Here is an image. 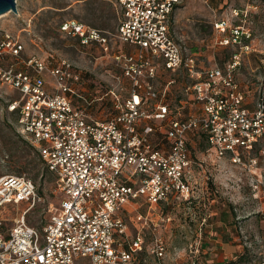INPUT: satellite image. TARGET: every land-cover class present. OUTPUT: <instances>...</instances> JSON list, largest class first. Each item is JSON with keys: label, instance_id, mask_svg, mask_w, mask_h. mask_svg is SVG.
<instances>
[{"label": "built area", "instance_id": "obj_1", "mask_svg": "<svg viewBox=\"0 0 264 264\" xmlns=\"http://www.w3.org/2000/svg\"><path fill=\"white\" fill-rule=\"evenodd\" d=\"M179 1L115 0L116 37L124 47L113 58L127 76L129 88L125 96L119 88L123 82L104 92L110 94L113 108L104 119L87 112L91 100L80 92L81 72L70 60L59 57L50 63L36 53L23 57L21 40L7 30L1 32L0 82L18 92L7 101V109L16 114L18 131L33 142L55 175L60 196L41 228L26 223L23 214L3 228L0 216V264H78L82 260L149 264L147 254L163 257L167 242L156 233L146 242L143 229L170 219L162 214L153 220L152 207L195 197L189 134H199L206 151L217 157L227 156L234 164L256 163L252 152L264 136V80L250 104L247 89L236 77L241 50L233 51L222 64L200 67L197 54L169 30L171 12ZM214 25L219 32L229 26L224 18ZM58 29L76 36L82 45L107 48L103 29L75 17L61 20ZM249 35L247 27L235 24L216 39L227 44ZM7 57L14 60L6 61ZM160 66L185 73L184 93L199 103V111L181 114V104L172 105L166 96L174 77L158 88L155 78ZM46 71L51 82L45 78ZM73 95L85 104L75 103ZM156 130L162 133L159 140L151 138ZM39 198L31 178L0 175V208L18 202L33 204ZM141 203L148 208L138 209ZM130 223L135 225L133 232L126 231ZM188 246L198 251L200 237ZM257 264H264V257Z\"/></svg>", "mask_w": 264, "mask_h": 264}, {"label": "rangeland", "instance_id": "obj_2", "mask_svg": "<svg viewBox=\"0 0 264 264\" xmlns=\"http://www.w3.org/2000/svg\"><path fill=\"white\" fill-rule=\"evenodd\" d=\"M15 4V11L9 9L0 14V34L7 30L20 39L23 57L36 53L50 63L59 57L70 60L81 72L77 84L83 88L82 92L91 96L102 94L98 99L106 108L102 115L110 113V94L104 92L123 82L119 88L125 96L129 88L127 76L113 58V53L124 47L116 37L119 10L115 0H16ZM67 17L103 29L108 38L107 48L94 43L82 45L76 36L60 31L58 24ZM221 18L229 24L224 32L214 25ZM235 24L247 27L250 35L242 36L239 42L219 44L216 38L229 33L230 26ZM169 30L184 39L202 66L214 61L222 64L233 51L241 50L236 76L256 96L264 80V0H180L171 12ZM245 43L247 47L241 48ZM44 75L47 81H52L47 71ZM162 85L163 81L158 88ZM173 92L179 96L177 87ZM17 95L16 89L0 82V175L15 173L31 178L40 198L33 204L18 202L1 207V222L3 228H8L23 214L26 223L41 228L60 195L55 189V175L45 169L37 147L18 131L16 114L7 109V101ZM188 141L193 171L197 170L196 161L201 164V160L204 171L194 184L195 197L190 201L177 204L163 201L155 207L163 208L170 219L144 230L146 242L155 233L167 242L163 257L149 253V264H257L264 257V136L253 149L256 163L251 165L233 164L227 156L217 157L206 151L201 136L189 134ZM126 207L131 210L129 204ZM147 208L146 203L138 206L140 210ZM223 213L226 221L222 226ZM126 231H134L131 223ZM196 236L200 237V247L193 252L188 243ZM216 236L237 244L218 263L206 260L223 249L208 242ZM78 264L88 263L82 260Z\"/></svg>", "mask_w": 264, "mask_h": 264}, {"label": "crops", "instance_id": "obj_3", "mask_svg": "<svg viewBox=\"0 0 264 264\" xmlns=\"http://www.w3.org/2000/svg\"><path fill=\"white\" fill-rule=\"evenodd\" d=\"M125 47L129 48V46H125ZM213 64H217V63L214 61L210 65H213ZM199 65H201V64L199 63ZM201 67H202V65H201ZM172 76L174 77V81H172L169 84V86H168L169 90H168L167 96H166L167 99L172 103L173 106L175 104H181V108L179 109V112L181 114H185V113L191 112V111H195V112L199 111L200 110L199 103L197 101H195L190 94H185L184 93V89L183 88H184V85H185V83L187 81V77H186L185 73L182 70H176L175 72H172V71H170L168 69H165L162 66H160L157 69L156 78H155L157 85H159V83L161 81H163V85H162V87H163L165 85L166 81H168V79L170 77H172ZM240 84L245 89H247V91H248V100H249L250 104H253V101H254V98H255V94H253V92H250V89L248 88L247 84H242L241 82H240ZM162 87H160V88H162ZM175 87H177L179 89V96H177V94H175L173 92ZM100 95L95 94V95L91 96V94L88 93L87 97L90 100H92V101H91V104L86 106V108H87L86 110H87V112H89L90 114L95 116L96 118L104 119V118L107 117L108 114L105 113L104 115H102V112L100 110L96 111V108H97V106L100 103L98 101V99H99L98 97ZM73 101L77 102V99L75 98L74 95H73ZM84 104H85V102L82 101V105H84ZM155 121L158 122L160 120L156 119ZM144 123H145V120H143V122L141 123L142 126L144 125ZM161 136H162V133L159 132L158 130H156V131L151 133V138L153 140H155V139L159 140L161 138ZM205 149H206V144H205ZM190 155H191V153H190ZM201 162L202 163L199 164L196 161L197 165H195V166L197 167V170H195V172L193 171V174H194L193 175V181L195 183H198L199 174L204 171L205 165L203 163V160H201ZM231 163H233V162H231ZM171 204H176V203L171 202ZM162 214H165V212L163 213V208L156 209V208H154V206L152 207V210L150 212V216L152 217L153 220H158L159 217ZM225 221H226V215L223 213V216L221 217L222 226L225 224ZM133 228L135 229V225H133ZM144 230H145V228L143 229V232H144ZM145 238H146V236H145ZM209 241L212 242L215 246L218 245V246H221L220 248H223L221 253H219L218 255L217 254H213V255H209L207 257L206 260L211 261V262H215V263H218L222 259H224V257H226L229 254V252L233 249V247H237V244H235L234 242L232 243V240H224V239L219 238V236H216L214 238L213 237L209 238L208 242ZM217 243H219V244H217ZM207 246L209 247V244ZM222 255H224V256H222ZM221 256H222V258H221ZM150 257H151V255L148 253L147 254L148 263H149Z\"/></svg>", "mask_w": 264, "mask_h": 264}, {"label": "trees", "instance_id": "obj_4", "mask_svg": "<svg viewBox=\"0 0 264 264\" xmlns=\"http://www.w3.org/2000/svg\"><path fill=\"white\" fill-rule=\"evenodd\" d=\"M77 85H78V84H77ZM78 86H79V85H78ZM79 90H80V92H82L83 88L79 86ZM82 94H83L88 100H90V99L87 97L86 94H84L83 92H82ZM75 98L77 99V102H75V103H77V104L82 105V101H83V102H86L83 98H81V97H79V96H75ZM109 99H110V97H109ZM91 101H92V100H91ZM110 102H111V100H110ZM101 103H102V102H100L99 105L97 106L96 111H99V110H100L101 112H104L106 108H105ZM90 104H91V102H90ZM109 112H110V113L113 112V108L111 107V104H110V110H109ZM110 113L107 112V114H110ZM95 115H96V114H95ZM192 134L200 136V135L197 134V133H192ZM201 138H202V137H201ZM202 139H203V138H202ZM188 146H189V141H188ZM38 155H39V154H38ZM39 158H40V156H39ZM40 159H41V158H40ZM41 160H42V159H41ZM44 167H45L46 170L48 169L45 165H44ZM48 170H49V169H48Z\"/></svg>", "mask_w": 264, "mask_h": 264}, {"label": "water", "instance_id": "obj_5", "mask_svg": "<svg viewBox=\"0 0 264 264\" xmlns=\"http://www.w3.org/2000/svg\"><path fill=\"white\" fill-rule=\"evenodd\" d=\"M16 0H0V13H3L9 9L16 10Z\"/></svg>", "mask_w": 264, "mask_h": 264}, {"label": "bare ground", "instance_id": "obj_6", "mask_svg": "<svg viewBox=\"0 0 264 264\" xmlns=\"http://www.w3.org/2000/svg\"><path fill=\"white\" fill-rule=\"evenodd\" d=\"M1 14V13H0Z\"/></svg>", "mask_w": 264, "mask_h": 264}]
</instances>
